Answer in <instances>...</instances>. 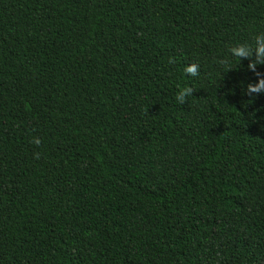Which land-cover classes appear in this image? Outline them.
I'll return each instance as SVG.
<instances>
[{
  "label": "trees",
  "instance_id": "obj_1",
  "mask_svg": "<svg viewBox=\"0 0 264 264\" xmlns=\"http://www.w3.org/2000/svg\"><path fill=\"white\" fill-rule=\"evenodd\" d=\"M258 36L264 0H0V264H264Z\"/></svg>",
  "mask_w": 264,
  "mask_h": 264
},
{
  "label": "clouds",
  "instance_id": "obj_2",
  "mask_svg": "<svg viewBox=\"0 0 264 264\" xmlns=\"http://www.w3.org/2000/svg\"><path fill=\"white\" fill-rule=\"evenodd\" d=\"M256 54H257V60L255 62L250 61L249 67L255 68V65L257 62L264 63V37L258 36L256 38ZM234 53L238 55H244L245 58H248L251 54V49L247 46H238L232 50ZM197 66L195 64L189 65L186 68V72L190 73L192 75H196ZM257 84L260 85V87L252 86L249 91L250 92H261L264 91V75H258ZM191 92V89H184L181 91L178 95V99L183 100L184 96ZM36 143H39V140L37 139L35 141Z\"/></svg>",
  "mask_w": 264,
  "mask_h": 264
}]
</instances>
